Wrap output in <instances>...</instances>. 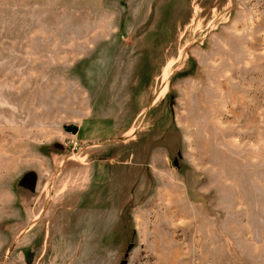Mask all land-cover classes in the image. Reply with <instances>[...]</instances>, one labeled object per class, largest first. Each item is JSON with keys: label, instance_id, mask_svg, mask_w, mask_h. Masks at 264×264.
I'll list each match as a JSON object with an SVG mask.
<instances>
[{"label": "rangeland", "instance_id": "rangeland-1", "mask_svg": "<svg viewBox=\"0 0 264 264\" xmlns=\"http://www.w3.org/2000/svg\"><path fill=\"white\" fill-rule=\"evenodd\" d=\"M0 264H264V0H0Z\"/></svg>", "mask_w": 264, "mask_h": 264}, {"label": "crops", "instance_id": "crops-1", "mask_svg": "<svg viewBox=\"0 0 264 264\" xmlns=\"http://www.w3.org/2000/svg\"><path fill=\"white\" fill-rule=\"evenodd\" d=\"M95 143V142H93ZM92 143H88V145H91ZM87 186H83L81 188L78 189V192H77V195H78V201L81 200V194L82 192L86 189ZM31 190V189H30ZM48 195H50L48 193ZM35 201H38V199H35ZM69 207V206H68ZM77 208H74V209H78V211H81V205H78L76 206ZM31 210H32V214L30 215V219H31V222L32 224H34L36 221H38L40 218H43L44 214L47 212V211H51V205H50V201L49 200H45L42 199V203L40 204V207L39 209L38 208H34V205H31ZM67 209L69 210L70 208H56L55 210V213H54V217H56V220L57 221H60V222H57V225H63V223L65 222V220L67 219V217H65L63 215L64 213V210ZM35 210L37 213H35ZM28 222V221H27ZM49 224V223H48Z\"/></svg>", "mask_w": 264, "mask_h": 264}, {"label": "water", "instance_id": "water-1", "mask_svg": "<svg viewBox=\"0 0 264 264\" xmlns=\"http://www.w3.org/2000/svg\"><path fill=\"white\" fill-rule=\"evenodd\" d=\"M64 127L72 133H75L78 130V125L75 123L64 124Z\"/></svg>", "mask_w": 264, "mask_h": 264}, {"label": "built area", "instance_id": "built-area-1", "mask_svg": "<svg viewBox=\"0 0 264 264\" xmlns=\"http://www.w3.org/2000/svg\"><path fill=\"white\" fill-rule=\"evenodd\" d=\"M76 143V142H75Z\"/></svg>", "mask_w": 264, "mask_h": 264}]
</instances>
